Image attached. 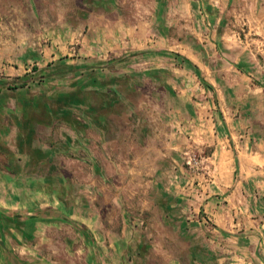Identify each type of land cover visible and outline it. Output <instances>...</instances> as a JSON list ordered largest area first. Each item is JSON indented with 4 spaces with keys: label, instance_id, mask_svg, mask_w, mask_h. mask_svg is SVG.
<instances>
[{
    "label": "rangeland",
    "instance_id": "obj_1",
    "mask_svg": "<svg viewBox=\"0 0 264 264\" xmlns=\"http://www.w3.org/2000/svg\"><path fill=\"white\" fill-rule=\"evenodd\" d=\"M5 172L0 264H264V0H0Z\"/></svg>",
    "mask_w": 264,
    "mask_h": 264
},
{
    "label": "crops",
    "instance_id": "obj_2",
    "mask_svg": "<svg viewBox=\"0 0 264 264\" xmlns=\"http://www.w3.org/2000/svg\"><path fill=\"white\" fill-rule=\"evenodd\" d=\"M219 116L221 117V115H219ZM49 119H50L49 122H52V124H55V125L57 124V127L59 126V119L53 120L52 117L48 118V120ZM221 119H222L221 123H223V125L225 126L226 122L223 121V118H221ZM48 129H49V133L46 134V137H45L46 141L41 142L38 146L34 145V148L36 149L35 151L37 153H39L40 156L45 157L46 165L51 164L49 162L50 157L59 155V152H58L59 147L62 150H65L68 143H69L68 142L69 138L70 139L74 138L73 132H69L68 138H65L64 141L63 140L59 141V136L62 135L61 134L62 132L59 134V129L57 132L56 131L54 132L52 127H49ZM60 130L63 131V128H60ZM64 131L66 133L68 131V129H65ZM53 137H55L56 139ZM60 139H62V137H60ZM14 154H15V152H14ZM22 154H24V153H22ZM16 155H18V154H16ZM18 156H20V155H18ZM234 164H235V166H237L235 171H234V174L236 175L238 170H239L237 160H236V162L234 161ZM22 174L25 175V172L21 173V175ZM35 177L39 180H47V181L54 179V176L52 174H48V172L46 174H44L43 176H41L40 174H36ZM35 177H30V179H34ZM23 178H25V176L16 177L11 173L5 172V173H2V177H0V181L1 180L16 181V180H21ZM23 195H24V193H22L19 190V188L15 187L13 185L8 184L5 187L4 184H0V214L2 213V214L7 215V213H9V211L21 209V208H19V202H20V200H22L21 198ZM39 208L46 211L44 218L47 219L50 224L51 223H53V224L57 223L56 220L61 218L62 215H64L63 214L64 209H63L62 203L59 202V199H55V197H53V196H48V197L45 196L44 201H43V203L40 204Z\"/></svg>",
    "mask_w": 264,
    "mask_h": 264
},
{
    "label": "trees",
    "instance_id": "obj_3",
    "mask_svg": "<svg viewBox=\"0 0 264 264\" xmlns=\"http://www.w3.org/2000/svg\"><path fill=\"white\" fill-rule=\"evenodd\" d=\"M158 55H163V54H166L164 52H157ZM171 56L173 57L174 60H181L185 65H187V67H189L190 69H192L193 73L195 74V76L198 78L199 82L205 87L207 88L208 90H211V86L210 84H208L201 76L198 68L193 65L188 59L186 58H183L181 57L180 55L178 54H171ZM2 218V217H1ZM0 218V219H1ZM9 220L8 219H5V222H8ZM17 230H19V227H16Z\"/></svg>",
    "mask_w": 264,
    "mask_h": 264
},
{
    "label": "water",
    "instance_id": "obj_4",
    "mask_svg": "<svg viewBox=\"0 0 264 264\" xmlns=\"http://www.w3.org/2000/svg\"><path fill=\"white\" fill-rule=\"evenodd\" d=\"M0 245L2 246V243H0Z\"/></svg>",
    "mask_w": 264,
    "mask_h": 264
}]
</instances>
